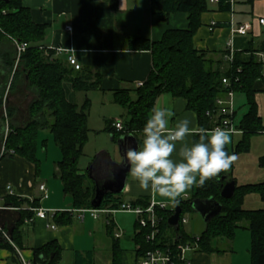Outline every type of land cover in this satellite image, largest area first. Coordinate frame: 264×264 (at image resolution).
Instances as JSON below:
<instances>
[{
    "label": "trees",
    "instance_id": "1",
    "mask_svg": "<svg viewBox=\"0 0 264 264\" xmlns=\"http://www.w3.org/2000/svg\"><path fill=\"white\" fill-rule=\"evenodd\" d=\"M254 1L248 0L251 4ZM218 9L231 11L232 0H219ZM208 10V0H151L150 11L156 20H168L171 14L184 12L189 25L185 29L166 31L159 41L152 42L146 38L134 40L135 45H132L136 49L152 52L153 69L147 80L134 89L135 97H132L130 89H120L114 93V101L125 108L128 118L123 121L124 128L121 131L109 125L108 129L114 132L113 139L118 135L133 133L142 145L139 137L143 135V127L152 113L156 99L163 93L184 98L188 109L197 113L200 127L211 130L214 122L208 112L217 111V100L225 98L232 90L236 96L243 95L246 98L248 109L237 121V102L234 124L240 132L232 134V138L241 135V139L237 145L234 142L226 145L225 150L235 156L250 153L251 138L264 132V123L256 102V84L264 81V64L255 57L242 60L238 52L234 54L232 62L227 61L229 51L216 59L217 53L196 48L194 35L202 25V14ZM45 34L46 26L32 21L30 11L23 6V0H0V78H5L4 84L0 85V112L4 123L8 118L9 131L3 140L8 151L6 155H20L38 165V134L42 130L50 131L63 156L57 166L64 192L72 198L74 209L92 208L96 184L87 183V173L79 166L90 131V100L80 109L76 103L67 99L65 84L71 83L76 91H89L101 87L102 74L94 73L89 68L76 70L67 57L57 56L55 50L40 44ZM16 43H27L30 46L19 55ZM223 79H227L230 84L226 85ZM6 93L7 97L17 94L33 96L28 108V120L23 125H13L9 121L18 114L15 106L7 107L5 118L3 108L9 104L8 98L6 101L4 99ZM11 150L13 154L9 153ZM260 164L264 167V155L260 157ZM224 176L226 178L223 180ZM227 180L236 181L234 195L229 199L221 196ZM103 184L100 182L99 185ZM250 194H257L264 201V181L239 185L229 168L206 181L203 187L196 186L191 199H180L176 203V206L182 208L178 230L168 223L174 213V209L168 208L157 209L160 235L155 244L147 240L148 230L137 224V254L156 246L173 247L194 240L196 236L185 233L183 229L185 212L193 211L190 205L193 199L215 197L222 204V210L206 224V229L199 235V249L196 252L220 251V239L232 240L237 228L246 225L251 233V264H264V207L245 208V198ZM8 200L13 206H21L24 201L13 196ZM123 202L122 193L109 192L101 208L116 209ZM132 203L146 207L150 199L140 198ZM56 215L60 220L65 214ZM19 223H23V217ZM60 257L58 244L49 242L35 249L32 264H58ZM114 264H118L116 258Z\"/></svg>",
    "mask_w": 264,
    "mask_h": 264
},
{
    "label": "crops",
    "instance_id": "2",
    "mask_svg": "<svg viewBox=\"0 0 264 264\" xmlns=\"http://www.w3.org/2000/svg\"><path fill=\"white\" fill-rule=\"evenodd\" d=\"M150 2L151 0H115L114 3L112 0H23V6L30 11L31 19L35 24L46 26V34L40 41L42 46L50 49L62 48L63 53L59 56L65 58L69 52H74L83 69L89 68L94 73L102 74L101 87L85 92L87 94L92 90L98 91L97 93L102 94L104 100L108 102L114 101V93L120 89H130L133 97L134 89L147 80L153 69L152 52L136 49L133 46L136 38H146L155 42L161 40L166 31L185 29L189 25L187 14L184 12L173 13L168 20H156L151 14ZM208 6L209 10L202 14V25L194 35L196 48L217 53L216 59H220L224 52L232 50L234 54L240 53L242 60H251L255 57L264 64V26L258 21L259 18L264 17V0H256L253 4L248 0H232L231 11L219 10L218 2L211 0H208ZM212 22L216 25L212 26ZM247 23L251 27L246 34L236 32L239 27ZM125 49H127L126 53ZM4 81L5 78L2 76L0 85L4 84ZM256 89L259 116L264 123V81H259ZM65 90L67 99L78 105L76 95L83 90L76 91L71 83L65 84ZM7 96L8 93L4 98L5 101L8 98L9 102L3 108L5 118L7 107L11 104V99ZM22 97L26 101L29 98L33 99L31 95ZM237 98L238 96H236V109ZM20 104L15 106L18 114L9 119L13 125H23L26 122L19 117ZM154 107H164L174 112V116L170 118V126L180 119L188 118L191 121L190 127H200L197 113L188 109L184 98L163 93L156 99ZM6 119L8 122V118ZM8 131L9 126L3 122L1 111L0 155ZM260 135L264 136V132ZM187 139L191 142L196 140V137ZM173 159H178L175 153ZM57 164L53 178L45 179L42 171L39 170V164L36 165L20 155L0 157V195L4 198V203L12 207H37L49 210L46 219L36 218L34 222L26 221L27 218L35 215L31 210L0 211V222L12 238V242H9L0 232V264H21L19 252L32 264L35 249L49 242H56L61 249L58 264H62L66 258H71L72 264H114L115 258L118 264H136L135 237L139 229L134 231V248L123 249L120 245L122 232L114 217L115 214L129 212L104 214L103 223L113 243L110 253L101 254L93 246V238L97 231L95 223L92 226L86 225L87 216L94 221L99 220L100 216L94 219L90 214H86L84 219H80L72 212L73 200L63 190ZM112 167L113 163L107 158L96 162L90 169V180L87 179V183L93 185L112 180ZM8 184L13 186L17 194L13 197L24 200L21 206H13L8 200L11 196L5 195V187ZM42 184L47 188V198H42L43 192L40 190ZM195 188L196 186H193L191 191L188 190L178 199H182L183 196L191 199L188 194L191 193L192 197ZM122 196L125 202L140 198L154 199L156 202L166 203L167 208L173 203L158 194L153 195L150 190H142L138 181L131 178L130 173ZM63 213L65 214L63 218L58 220L56 214L60 216ZM22 217L23 223H19ZM204 224L205 230L206 223ZM239 228L232 240L220 239V251L195 252L192 255L193 264H251L250 236L245 234L248 231L245 230L240 240V234L237 232ZM201 233L190 235L199 236ZM116 234L120 236L116 237ZM225 245L226 248L223 247Z\"/></svg>",
    "mask_w": 264,
    "mask_h": 264
},
{
    "label": "rangeland",
    "instance_id": "3",
    "mask_svg": "<svg viewBox=\"0 0 264 264\" xmlns=\"http://www.w3.org/2000/svg\"><path fill=\"white\" fill-rule=\"evenodd\" d=\"M97 92L98 91L92 90L86 94L85 91H81L76 95V101L80 109H83L88 99L90 100L88 109L90 131L88 141L84 147V155L80 159L79 163L81 170L87 173V179L89 180L90 169L96 162L101 161L103 158H107L112 163L120 162L122 160L118 142L120 135H118L116 139H113L112 135L114 132L110 131L108 127L111 122L119 119L124 121L128 118L127 112L122 105L113 100L107 102L104 100L102 94ZM9 97L11 99V106H17L19 103H21L19 117L27 121V118L29 117V112L27 109L32 99L29 98V100L26 101V99L24 100L22 95L19 94L15 97H12V95ZM133 97H135V95H133ZM237 102L239 103L237 121H239L247 112L248 106L246 104V98L243 95L238 96ZM6 126H8V122H6ZM139 138L143 142V135H141ZM240 139L241 135H235L233 138H231V143L234 142V145H237ZM36 147V156L39 161V170L42 171L43 178L52 179L55 174V165L63 157L59 146L55 142L53 134L48 130L40 131L38 134V142ZM263 155L264 136L256 134L251 138L250 153L236 156V160L230 167V171L233 172V175L237 179L239 185L264 181V167H262L260 164V157ZM131 178L134 177L131 176ZM188 195L191 198V193ZM182 199L186 200L187 197L183 196ZM175 206L176 205L174 203H171L168 205V209L173 210L175 209ZM244 207L247 209H259L264 207V201L257 194H250L245 198ZM114 217L123 236L120 241L121 248L128 250L134 248V231L139 229L137 225L138 216L134 213H118L115 214ZM185 217L187 222L183 224L184 231L189 234H194L201 233L204 230L205 224L199 213L194 210L187 211L185 212ZM104 221V214H101L100 219L97 221H94L90 216H87L86 225L92 226L93 223H95L97 231L95 237L93 238V246H95L98 252L106 255L111 251L113 239L107 233L103 223ZM245 228L246 225L242 228H239L237 231L240 234V240H242L245 230H248ZM246 232L247 233L245 234H249L251 240L250 231L248 230ZM198 237L199 236H196L194 240L186 243L195 244V242H198V240H196ZM223 247L226 248V245ZM62 264H72L71 258H66Z\"/></svg>",
    "mask_w": 264,
    "mask_h": 264
},
{
    "label": "clouds",
    "instance_id": "4",
    "mask_svg": "<svg viewBox=\"0 0 264 264\" xmlns=\"http://www.w3.org/2000/svg\"><path fill=\"white\" fill-rule=\"evenodd\" d=\"M127 49H125V53ZM174 112L154 107L143 127L142 147H129L125 157L132 177L142 190L164 197L174 204L193 186L226 172L236 160L225 149L232 131L216 127H190L188 118L170 126ZM188 137H198L189 141ZM178 159H173V154Z\"/></svg>",
    "mask_w": 264,
    "mask_h": 264
},
{
    "label": "built area",
    "instance_id": "5",
    "mask_svg": "<svg viewBox=\"0 0 264 264\" xmlns=\"http://www.w3.org/2000/svg\"><path fill=\"white\" fill-rule=\"evenodd\" d=\"M212 2H219V0H211ZM259 23L264 26V17L259 18ZM216 23L212 22V26H215ZM250 24H244L239 27L236 32L241 34H246L250 30ZM68 29H71L68 27ZM17 51L20 55L24 52L30 45L27 43H16ZM55 50L56 55L63 53L62 48H53ZM234 52L231 50L226 55L227 61H233ZM68 62L70 65L74 66L76 70H80L82 68L81 64L78 62L74 52H69L67 56ZM223 82L226 85H229V81L227 79H223ZM140 84L139 86H141ZM218 109L217 111H212L211 118L214 122L213 128H227L232 131V134L239 133L240 131L235 127L234 117L236 114V95L234 91H229L225 98H219L217 100ZM113 127L117 131H121L124 128L123 121L121 119L116 120L112 123ZM212 128V129H213ZM8 153L5 146L2 147L0 157H4ZM9 153L13 154L14 151L11 150ZM40 190L43 192L42 198L48 197L47 188L44 184L40 185ZM5 195L16 196V192L11 184H8L5 187ZM4 198L0 195V211L9 210V209H26L35 212V215L26 219L27 222H34L36 218L46 219L49 213V210L45 208H35V207H12L4 203ZM166 209L167 204L156 202L154 199L150 200V204L148 206L135 205L132 202H123L120 207L116 209H112L109 207L106 208H81L74 209L72 212L76 213L80 219H84L86 214H90L94 219H97L101 214H111L114 212H129L134 213L138 216V224L142 229H147V240L152 244H155L158 241L160 235V217L157 214V209ZM110 222V221H108ZM183 223L187 222V219L184 217L182 220ZM0 232L4 236V238L12 242V238L7 230H5L0 222ZM120 236L119 234L115 235ZM199 241V237L196 238ZM198 242L195 244L189 243H178L175 246H156L153 248H149L141 254H137L136 264H193L192 255L198 250ZM21 264H31L30 261L25 260L21 253L19 252Z\"/></svg>",
    "mask_w": 264,
    "mask_h": 264
},
{
    "label": "water",
    "instance_id": "6",
    "mask_svg": "<svg viewBox=\"0 0 264 264\" xmlns=\"http://www.w3.org/2000/svg\"><path fill=\"white\" fill-rule=\"evenodd\" d=\"M118 142L122 160L113 163L112 180L106 181L103 185L96 184L95 196L92 200L93 208L99 209L101 207L103 199L107 193L121 194L125 190L128 174L130 173V166L126 160L125 153L129 147L134 149L140 148V144L133 133L121 135ZM225 178L226 177L224 176L222 179L224 180ZM235 189L236 181L227 180L223 186L221 196L229 199L234 195ZM190 205L194 211L200 214L206 224L222 210V204L215 197H209L206 199L195 198L190 202ZM181 214L182 208L176 206L174 213L169 217V225L179 229Z\"/></svg>",
    "mask_w": 264,
    "mask_h": 264
}]
</instances>
